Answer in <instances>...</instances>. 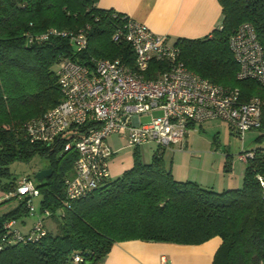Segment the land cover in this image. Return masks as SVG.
I'll return each mask as SVG.
<instances>
[{
	"label": "trees",
	"instance_id": "1",
	"mask_svg": "<svg viewBox=\"0 0 264 264\" xmlns=\"http://www.w3.org/2000/svg\"><path fill=\"white\" fill-rule=\"evenodd\" d=\"M222 19L208 36L178 39L174 46L186 68L213 84L237 89L239 100H264V87L237 80V63L229 38L244 23L252 25L264 47V0H217ZM98 0H0V180L8 195L17 182L10 167L29 163L35 156L48 160L52 176L35 184L38 213L44 217V236L21 242L11 222L29 216L28 198L0 217V264H99L116 243L145 242L199 245L220 239L212 264H264V199L257 176L264 177V151L247 158L242 184L221 192L191 180L180 181L166 169L163 149L156 148L148 164L134 150L130 169L114 180L67 201L65 179L74 175L77 153L64 151L66 136L51 145L33 143L27 125L63 100L58 69L63 58L87 64L91 58L118 59L134 68L135 55L113 35L127 19L97 7ZM84 31L87 48L74 50L62 32ZM45 36L46 39H38ZM168 69L151 61L146 80ZM194 127L191 129L193 130ZM264 130V126L260 128ZM78 131H83L78 129ZM231 171L226 161L224 172ZM31 180V179H30ZM1 183V182H0Z\"/></svg>",
	"mask_w": 264,
	"mask_h": 264
},
{
	"label": "built area",
	"instance_id": "2",
	"mask_svg": "<svg viewBox=\"0 0 264 264\" xmlns=\"http://www.w3.org/2000/svg\"><path fill=\"white\" fill-rule=\"evenodd\" d=\"M60 35L68 38L77 52L87 48L84 31ZM113 41H124L131 47L135 55L133 69L118 59L91 58L87 64H80L63 58L58 69L63 100L27 125L33 143L51 145L64 136L70 138L64 151H75L77 158L74 175L64 182L67 201L90 193L109 178L107 161L112 152L106 140L111 135L118 134L128 147L153 143L164 150L183 147L188 132L206 122H224L241 137L264 126V100L251 97L241 102L237 89L213 84L188 70L178 49L165 36L127 18L116 30ZM228 45L238 66L236 79L255 81L264 87V47L252 25L242 24ZM153 60L165 63L168 69L155 79L146 80L144 73ZM153 111L160 115L142 123L140 117ZM250 156L246 153L241 160L245 162ZM257 179L264 199V177ZM8 196L28 198L29 215L36 218L29 234L22 236L17 232L16 239L26 243L44 236L43 218L49 213L41 215L33 205L39 197L34 182L21 179L15 192Z\"/></svg>",
	"mask_w": 264,
	"mask_h": 264
},
{
	"label": "crops",
	"instance_id": "3",
	"mask_svg": "<svg viewBox=\"0 0 264 264\" xmlns=\"http://www.w3.org/2000/svg\"><path fill=\"white\" fill-rule=\"evenodd\" d=\"M97 7L113 10L145 25L152 33L165 36L170 44H174L178 39L195 40L208 36L219 26L222 19L221 7L217 0H98ZM174 147L177 149L172 150H177L176 153L178 150H186L187 137L183 147L180 145ZM165 150L162 151V155ZM170 171L174 176L173 168ZM208 173L205 170V176L198 177L190 176L189 172H179L177 180H191L216 192L237 189L242 184V179L240 181L234 179L232 173L226 175V179L218 178L219 174L215 179L210 178L211 173ZM35 219V216L30 221L20 219L14 226L26 233L31 229ZM220 242L218 237L199 245L123 241L114 244L99 264H212Z\"/></svg>",
	"mask_w": 264,
	"mask_h": 264
},
{
	"label": "rangeland",
	"instance_id": "4",
	"mask_svg": "<svg viewBox=\"0 0 264 264\" xmlns=\"http://www.w3.org/2000/svg\"><path fill=\"white\" fill-rule=\"evenodd\" d=\"M160 112H152L149 115H142L140 120L142 123L148 122L151 117H158ZM188 147L186 150L171 147L165 150L162 155L163 163L166 169L173 168L174 176L177 179L179 172H189L190 176H205V170L208 171L210 178L226 179L231 173L234 179L240 181L245 169V163L241 160L246 152L256 149L264 151V130L248 131L243 137L237 135L224 122L211 121L196 126L190 130L187 135ZM106 145L111 149L112 154L108 158L107 165L110 172V179L114 180L121 177L124 171L130 169L135 158L134 149L128 147L124 139L118 134L111 135L106 140ZM153 143L142 144L137 147L138 155L144 164L151 161V157L156 150ZM231 163L232 170L228 173L224 172L225 162ZM48 168V160L35 156L29 163L16 162L10 167L11 178L20 179L23 176H29L35 183H39L35 179V175ZM227 175V176H226ZM225 176V177H224ZM231 177V178H232ZM0 217L4 214L16 209L19 205L17 199L10 198L6 192L2 190L6 180H0ZM18 183V182H17ZM35 209H38L39 200H33ZM27 221L33 220V216L23 217Z\"/></svg>",
	"mask_w": 264,
	"mask_h": 264
},
{
	"label": "water",
	"instance_id": "5",
	"mask_svg": "<svg viewBox=\"0 0 264 264\" xmlns=\"http://www.w3.org/2000/svg\"><path fill=\"white\" fill-rule=\"evenodd\" d=\"M52 176V170L46 169L35 175V179L37 182H43L44 180L49 179Z\"/></svg>",
	"mask_w": 264,
	"mask_h": 264
}]
</instances>
